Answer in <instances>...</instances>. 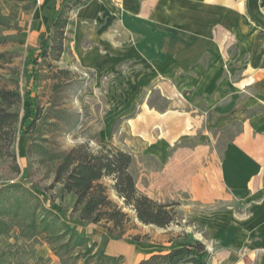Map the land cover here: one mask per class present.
I'll use <instances>...</instances> for the list:
<instances>
[{
	"label": "rangeland",
	"instance_id": "374dc122",
	"mask_svg": "<svg viewBox=\"0 0 264 264\" xmlns=\"http://www.w3.org/2000/svg\"><path fill=\"white\" fill-rule=\"evenodd\" d=\"M63 2L0 0V89L21 98L13 134L0 141V190L23 193L28 209L30 194L37 196L87 240V250L61 260L48 237H31L19 217L0 235V264H95V253L140 264L188 235L205 245L209 264H264V237L251 234L261 221L252 218L260 202L248 187L255 166H237L231 150L242 131L239 105L246 117L253 97L264 95V0H85L70 14L55 61L43 50ZM157 5L174 22L158 30ZM211 70H223L217 88ZM80 144L130 153L138 190L177 203L176 221L144 225L113 192L130 218L124 235L112 223L81 220L75 197H63L56 182L58 157ZM222 165L226 199L217 193ZM205 180L212 196H195Z\"/></svg>",
	"mask_w": 264,
	"mask_h": 264
},
{
	"label": "trees",
	"instance_id": "16d2710c",
	"mask_svg": "<svg viewBox=\"0 0 264 264\" xmlns=\"http://www.w3.org/2000/svg\"><path fill=\"white\" fill-rule=\"evenodd\" d=\"M84 1L64 0L51 24L49 44L43 50V56H50L55 61L61 58L66 29L71 23L70 14L81 8ZM20 101L18 91L0 89V141L5 135L13 134L19 119L14 108ZM58 158L60 162L56 168V182L62 185L63 197H75L74 211L81 220L94 224L103 221L112 223L113 229H120L119 236L124 235V227L130 222V218L112 199L110 192H113L123 201L125 208L134 211L138 221L144 225L167 228L176 221L177 203H161L138 190L131 172L133 158L130 153L113 150L105 145L93 150L88 144H80ZM105 180H109L111 186ZM10 192V189L0 190V235H8L12 220L21 217L29 221L31 237H48L61 260L75 249L85 247L87 250V240L75 233L59 215L40 205L37 196L30 194L34 202L28 209L26 205L29 201L24 198L23 193L16 197L14 194L11 196ZM90 257L95 259V264H120L122 261L121 257L99 253ZM209 258L210 253L205 245L188 235L168 254L154 255L140 264H209Z\"/></svg>",
	"mask_w": 264,
	"mask_h": 264
},
{
	"label": "crops",
	"instance_id": "0c3cea01",
	"mask_svg": "<svg viewBox=\"0 0 264 264\" xmlns=\"http://www.w3.org/2000/svg\"><path fill=\"white\" fill-rule=\"evenodd\" d=\"M131 1L134 2V0ZM156 1L158 2V0ZM156 8L154 21L157 30L159 23H161V25L165 24L169 26L174 23L170 20V12L168 15L163 12L164 10H168L167 8L165 9L163 6L160 7L158 5ZM162 17L166 18V20L164 21V18ZM163 21L165 23H163ZM222 71L223 70H211L210 73L213 75L211 78V88L218 87V80L215 76H218ZM236 91L238 90L236 89ZM253 98V104L247 107V111L251 113L250 115L244 117L243 103L239 105L241 106V110L236 111V121H239L242 124V131L236 137L234 146L231 150H233V153L235 154L237 166L240 165L241 161L251 162L255 166V173L252 174L248 187L251 188L249 194L253 199L255 198L260 202L259 208L252 212V218L256 220L261 219V221L256 222V225L251 229V234L264 237V95L259 93L257 97ZM258 105L261 108V111L255 110V107ZM212 168V166L209 167L210 170ZM219 176V192H216L219 194V197L226 199L228 195V183L227 170L224 165L220 166ZM212 185L211 180H205L203 192L194 186L193 193L198 197L204 196L210 198L212 196Z\"/></svg>",
	"mask_w": 264,
	"mask_h": 264
},
{
	"label": "built area",
	"instance_id": "2783aa9c",
	"mask_svg": "<svg viewBox=\"0 0 264 264\" xmlns=\"http://www.w3.org/2000/svg\"><path fill=\"white\" fill-rule=\"evenodd\" d=\"M37 2L40 4V0H37Z\"/></svg>",
	"mask_w": 264,
	"mask_h": 264
}]
</instances>
